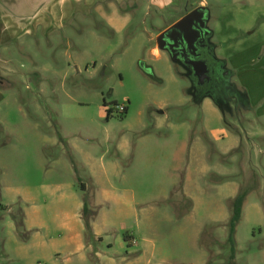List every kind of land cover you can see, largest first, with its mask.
<instances>
[{
    "label": "rangeland",
    "instance_id": "374dc122",
    "mask_svg": "<svg viewBox=\"0 0 264 264\" xmlns=\"http://www.w3.org/2000/svg\"><path fill=\"white\" fill-rule=\"evenodd\" d=\"M94 1L87 16L0 51V263L41 260L16 243L62 252L81 233L122 264H264V60L249 61L258 46L238 57L248 104L229 68L234 52L264 42V0H106L100 13ZM193 8L207 12L217 63L201 88L161 40ZM114 14L129 17L124 29L110 25Z\"/></svg>",
    "mask_w": 264,
    "mask_h": 264
},
{
    "label": "crops",
    "instance_id": "0c3cea01",
    "mask_svg": "<svg viewBox=\"0 0 264 264\" xmlns=\"http://www.w3.org/2000/svg\"><path fill=\"white\" fill-rule=\"evenodd\" d=\"M106 0H98L96 6L97 12L102 11V2ZM115 2H121L123 0H114ZM94 0H0V51L7 49L8 41L12 37L19 34H31V35H44L52 34L56 30L65 27L70 24L75 15L80 12L84 16H87V11L94 5ZM136 7V6H135ZM195 9V8H193ZM84 13H83V12ZM120 20V21H119ZM129 17H119L114 14V20H110V25L114 22H120V26L117 31L124 29L128 23ZM255 33L252 30L250 34ZM238 46L244 45L242 41L237 42ZM258 46V50L256 49ZM244 50L236 51L233 53L235 59L229 64V68L234 73L235 79L239 84L240 89L244 92L247 104V96L250 94L247 84L243 83L239 76V71L243 67V63L238 57L249 52L252 48L256 49V53L249 61L255 63L258 59V63L264 60V42L256 43L254 46L245 45L242 47ZM246 93V94H245ZM248 93V94H247ZM250 99V98H249ZM264 99L262 95L259 99ZM90 229L93 236H96L93 225H90ZM30 241H28L29 243ZM32 244V243H31ZM63 251L60 252L55 248L53 243L40 242L36 245H28L25 242L16 243L14 251L17 253L28 254L29 250H38L43 256L41 260H35V264H122L125 263V258L121 260H115L110 257L100 256L98 252H94L90 246V242H86L82 239V234H76L73 239L63 240ZM91 254L92 256H89ZM6 259L0 264H11L13 260L19 262V260L12 259L7 254ZM16 264V263H13ZM19 264H26L19 262ZM31 264V263H27Z\"/></svg>",
    "mask_w": 264,
    "mask_h": 264
},
{
    "label": "water",
    "instance_id": "95a60500",
    "mask_svg": "<svg viewBox=\"0 0 264 264\" xmlns=\"http://www.w3.org/2000/svg\"><path fill=\"white\" fill-rule=\"evenodd\" d=\"M208 16L207 12L201 8L194 9L193 11L189 12L187 15H185L183 18L176 21L174 24H172L169 28H167L162 34H161V40H169L168 43L170 44L175 43L174 41L176 38H182L183 42L185 43L187 50H195V48H198V44L202 43L205 39L209 37L210 31L203 28L205 27V24H207ZM199 30H203L204 33ZM189 36L190 40L187 38ZM169 44V46H170ZM169 46L167 48H169ZM174 46H170V49ZM164 48V46H162ZM169 49V50H170ZM177 56V57H176ZM191 57H178V55L172 56L171 59L177 58L180 61H186L187 64H189L193 70H195L196 75H201L203 73H206L205 67L206 65L204 62H195L193 56L190 54ZM183 59V60H182ZM175 60V59H174ZM143 69L148 70L147 76L154 80L159 81L154 77L152 74V71L149 67H144Z\"/></svg>",
    "mask_w": 264,
    "mask_h": 264
},
{
    "label": "flooded vegetation",
    "instance_id": "af4514ba",
    "mask_svg": "<svg viewBox=\"0 0 264 264\" xmlns=\"http://www.w3.org/2000/svg\"><path fill=\"white\" fill-rule=\"evenodd\" d=\"M193 10L194 9L187 11L181 17L177 18V20H175L172 24H174L176 21H178L179 19L183 18L185 15H187L189 12H191ZM172 24H169L168 26H166L165 29L169 28ZM204 29L208 30L207 24H205V27L203 28V30ZM203 30H199L200 33H201V31L204 33ZM187 38L189 39L190 37L187 36ZM207 38H204L205 40L201 44L199 43L198 44V48H195V50H192V49L187 50V47H186L185 43L183 42L182 38L181 39L180 38H176V40L174 41L175 43L172 42V44H170V42L168 43L169 40H165V41L162 40V46H164L163 49L166 50L167 54L170 57H171V54H172V56L178 55V57H181V58L184 59L185 56L186 57H191L190 56V54H191L193 56L195 62H204V64L207 66V67H205L206 73H203L201 75L195 76L196 75L195 70H193L192 67L189 64H187L186 61H180L177 58H174L175 60L173 59V62H175L176 64L178 63L183 68H188L190 70L191 74H190L189 77H191V78L193 77V79H195L196 85H198V88L205 87L206 85H209L212 82L214 83V79H213L212 75H213V73H214V71L216 69L217 63H216V61L213 58V54L211 52L210 47H208L206 45ZM169 44H170V46H172L174 44V46L170 49ZM168 46H169V48H167ZM208 65H210L212 67L211 71L209 70L210 67H208ZM192 82H193V80H192ZM114 112H116V111H114ZM125 113H126V111H125ZM106 114H107V117H108L111 114V110L108 109Z\"/></svg>",
    "mask_w": 264,
    "mask_h": 264
},
{
    "label": "trees",
    "instance_id": "16d2710c",
    "mask_svg": "<svg viewBox=\"0 0 264 264\" xmlns=\"http://www.w3.org/2000/svg\"><path fill=\"white\" fill-rule=\"evenodd\" d=\"M192 10V9H191ZM183 15V14H182ZM181 15V16H182ZM179 16V17H181ZM178 17V18H179ZM177 20V19H175ZM174 20V21H175ZM174 21H172L171 23L169 24H172ZM168 24V25H169ZM167 25V26H168ZM126 111V109H125ZM245 197H246V193L243 192V193H240L238 196H236L233 201H232V213H231V217L229 219V227H230V231L231 233L234 232V228H235V225L239 222L240 220V217H241V210H242V205H243V202L245 200ZM86 213V205L84 204L83 205V208H82V216H84V214ZM85 228L86 229H90V226L89 224L85 223ZM126 238V237H125Z\"/></svg>",
    "mask_w": 264,
    "mask_h": 264
},
{
    "label": "built area",
    "instance_id": "2783aa9c",
    "mask_svg": "<svg viewBox=\"0 0 264 264\" xmlns=\"http://www.w3.org/2000/svg\"><path fill=\"white\" fill-rule=\"evenodd\" d=\"M125 108H126L125 106H118V107L116 106L115 107V111H116L115 113L117 115H122V114L124 115L125 114Z\"/></svg>",
    "mask_w": 264,
    "mask_h": 264
}]
</instances>
